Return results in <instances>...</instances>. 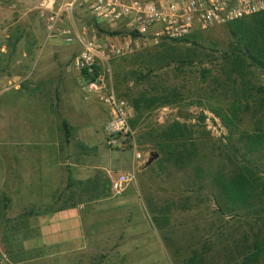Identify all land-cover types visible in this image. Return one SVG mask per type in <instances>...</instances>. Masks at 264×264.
<instances>
[{
  "label": "rangeland",
  "instance_id": "374dc122",
  "mask_svg": "<svg viewBox=\"0 0 264 264\" xmlns=\"http://www.w3.org/2000/svg\"><path fill=\"white\" fill-rule=\"evenodd\" d=\"M50 1L0 0L1 264L32 257L26 255L30 249L13 250L8 241L19 223L22 204L16 193L23 188V172L29 175L25 189L48 194L32 200L47 201L53 210L70 201L84 204L88 248L82 254L53 255L57 264H264V252L257 259L251 256L257 246L264 251V195L261 204L247 207L232 203L219 186L240 172L264 185V141L257 138L264 132V95L254 91L264 85V71L251 67L236 83L222 71V55L236 52L241 43L233 34L236 25L199 31L183 42L162 41L110 61L106 82L128 102L145 159L134 171L136 186L128 188L126 202L112 206L111 200L126 189L115 195L110 181L121 172L131 173L132 154L116 151L124 165L113 163L114 150L102 132L107 109L94 96L84 97L73 67L79 48L64 40L68 0ZM59 11V30L51 36L47 23ZM74 18L78 25L92 24L78 8ZM251 22L250 16L243 19L244 25ZM242 82L253 87L252 95L243 92ZM139 92L171 104L153 100L138 115L133 103ZM62 119L72 127L66 147ZM172 133L181 138L166 139ZM157 142L163 148L172 142L184 147L191 158L169 162L157 152ZM102 150L109 153L105 159ZM80 159L87 172L73 173L66 163ZM48 166L54 175L46 180Z\"/></svg>",
  "mask_w": 264,
  "mask_h": 264
},
{
  "label": "built area",
  "instance_id": "2783aa9c",
  "mask_svg": "<svg viewBox=\"0 0 264 264\" xmlns=\"http://www.w3.org/2000/svg\"><path fill=\"white\" fill-rule=\"evenodd\" d=\"M77 8L92 24H77ZM64 11L68 24L62 32L67 44L79 48L73 67L80 75L84 97L94 96L107 109L102 124L106 145L132 154L131 173L121 172L110 181L111 192L120 195L145 159L130 123L128 102L106 82L110 61L141 47L177 41L264 12V0H68ZM59 14L49 17L51 36L59 30ZM3 92L0 87V95Z\"/></svg>",
  "mask_w": 264,
  "mask_h": 264
},
{
  "label": "crops",
  "instance_id": "0c3cea01",
  "mask_svg": "<svg viewBox=\"0 0 264 264\" xmlns=\"http://www.w3.org/2000/svg\"><path fill=\"white\" fill-rule=\"evenodd\" d=\"M4 3H7V0H4ZM50 5L53 4V0L50 1ZM7 5V4H6ZM69 123V122H68ZM71 126V125H70ZM71 135H72V127H71ZM65 140V138H64ZM70 140L71 136L69 138V141H65V147L70 146ZM114 152H110V156L113 157V163L116 164V166H123L124 164L120 163L121 159L119 155H115ZM101 155L106 158V156H109V153L107 151H103ZM161 155V154H160ZM157 158V155L155 156ZM28 160V159H25ZM34 159H32V162ZM49 164L51 163V166L53 167V170L55 171V165L54 162L51 160H48ZM66 165L70 168V170L73 173H86L84 169V162L80 159L79 163L77 161L71 162L70 160L67 161ZM152 163V162H151ZM150 163V164H151ZM149 164V165H150ZM60 165V164H59ZM148 165V166H149ZM147 166V167H148ZM126 167V166H125ZM124 168V167H123ZM32 178L34 175V171L31 170ZM44 176H47L46 180H49L48 178L52 177L54 173L50 170L49 166L44 169ZM29 175H27L25 172L22 173V189H17V198L21 199V207H19V211L17 212L16 219L19 223H17L15 229L16 231H13L14 236L11 235L8 237V241L10 246L17 247L23 246L27 247L26 249H30L26 255L32 256L29 259L21 260V259H15L13 262L14 264H21L22 261L28 262V261H39L40 264H57L55 261L51 260V257L53 255H57L62 253L63 251H66V253H81L84 251V249L88 248V240L85 236V233L83 231V218H82V210H83V202L77 201L76 203L70 201L68 205L64 206L63 208L53 210L51 208L50 212H46L45 214L38 215V216H30L28 213L31 211H42L46 209L47 207L51 206L49 202H41L40 200L34 201L32 199H37L43 197H47V192L37 196L34 191L30 192L28 189H25V182L28 180ZM69 182L71 184H74L72 181V177L69 175ZM52 180V179H51ZM75 180L78 182L82 181V178H75ZM73 182V183H72ZM130 185L136 186V178L134 175L133 181L129 183V185L126 188V192L118 199V200H111L112 206H122V202L128 199L129 193L128 188ZM80 193H84L83 191ZM80 194V196H82ZM120 202L122 204H120ZM100 201H97L93 203V205L99 204ZM114 208V207H112ZM64 247L65 249L63 250ZM15 250V248H13ZM25 249L22 251L24 252ZM82 254V253H81ZM55 257V256H54ZM75 258V257H74ZM59 259L58 261H60Z\"/></svg>",
  "mask_w": 264,
  "mask_h": 264
},
{
  "label": "trees",
  "instance_id": "16d2710c",
  "mask_svg": "<svg viewBox=\"0 0 264 264\" xmlns=\"http://www.w3.org/2000/svg\"><path fill=\"white\" fill-rule=\"evenodd\" d=\"M263 13L264 12H260L256 15L250 16V18L252 19L250 26H248V24L247 25L243 24L244 18L228 24V25L231 24L236 25L235 26L236 31H234L233 34L237 36L236 38L241 40L239 41L241 43L236 45L237 46L235 49L236 52H233L232 54L224 53L222 55L223 58L222 71L227 76H234L235 83L237 82L238 79H243L247 75V71L251 67L260 68L264 71V14ZM97 30L99 31V29ZM190 36H197V32L177 41H181V42L186 41ZM241 85H242L241 88L243 89L244 93L249 92L247 94L252 95L251 90L253 91L252 89L253 87H250L248 83L243 84V82ZM254 91H256V93L260 95H264V85L255 88ZM138 94L140 96L133 103V109L138 115L141 114L140 112L142 110H149L151 108L150 104L153 100L160 101L162 105L171 104V103H167L168 100L165 101L164 97H153V99H151L146 97L145 94H142L141 92H139ZM118 97L124 99L120 96ZM258 122L260 123V121ZM61 126L65 141L68 142L71 136V126L68 123V121L65 119L61 120ZM260 133L261 134L258 135L257 138L260 141H264V132L262 129ZM246 136L250 140V142L251 140L258 142L254 136L251 135L249 136L246 135ZM173 138L174 140L176 139L179 140L178 138H181V136L172 133L170 135H167L166 139L172 141ZM172 144L174 143L172 142L170 144H167L166 147L163 148L162 146H159L160 143L157 142L156 145H158L159 147L157 149V152L164 155L167 161L172 162L176 165L191 158V152L188 149L184 147L179 148L177 144L176 146ZM221 182L222 183H219L221 191L223 193H226V195H228L229 197L230 196L233 197L232 203L234 204H237V202H242V205H245L247 207H254L255 202H258V204H261V202H263V198H261V196L262 194L264 195V185L258 182V180H250L249 176L241 174L240 172L234 175L228 181L226 180L224 182L223 181ZM259 187H261V189ZM50 211H51V206L47 207L42 211H31L28 214L30 216L32 215L38 216ZM263 252L264 251L257 246L255 252L252 253L251 256L253 259H257L258 256Z\"/></svg>",
  "mask_w": 264,
  "mask_h": 264
},
{
  "label": "water",
  "instance_id": "95a60500",
  "mask_svg": "<svg viewBox=\"0 0 264 264\" xmlns=\"http://www.w3.org/2000/svg\"><path fill=\"white\" fill-rule=\"evenodd\" d=\"M152 161H153V158L151 157V158L148 160L147 165H149Z\"/></svg>",
  "mask_w": 264,
  "mask_h": 264
}]
</instances>
